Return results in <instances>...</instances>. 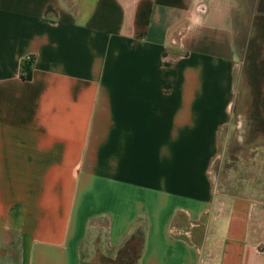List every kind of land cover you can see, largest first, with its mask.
Listing matches in <instances>:
<instances>
[{
    "label": "crops",
    "instance_id": "0c3cea01",
    "mask_svg": "<svg viewBox=\"0 0 264 264\" xmlns=\"http://www.w3.org/2000/svg\"><path fill=\"white\" fill-rule=\"evenodd\" d=\"M237 1L0 0L1 257L80 264L103 228L114 249L142 233L136 264H264L262 209L219 215L210 177Z\"/></svg>",
    "mask_w": 264,
    "mask_h": 264
},
{
    "label": "rangeland",
    "instance_id": "374dc122",
    "mask_svg": "<svg viewBox=\"0 0 264 264\" xmlns=\"http://www.w3.org/2000/svg\"><path fill=\"white\" fill-rule=\"evenodd\" d=\"M237 30V97L232 117L221 132V146L210 167L215 203L246 201L262 209L264 219V0H238L233 8ZM260 215V214H259ZM103 228L82 244L80 264H133L126 244L114 249ZM129 243V242H128ZM2 251H0V257ZM136 264V263H135Z\"/></svg>",
    "mask_w": 264,
    "mask_h": 264
},
{
    "label": "trees",
    "instance_id": "16d2710c",
    "mask_svg": "<svg viewBox=\"0 0 264 264\" xmlns=\"http://www.w3.org/2000/svg\"><path fill=\"white\" fill-rule=\"evenodd\" d=\"M33 64V59L28 58L22 61L21 64V77L23 80H30L31 78V68ZM129 242V243H128ZM142 243V233L137 232L134 236H132L130 241L126 242V247L131 246L136 253V256H133V264L137 263L139 260V245ZM18 245L17 241H13L12 244L9 246L10 251L4 254V256L0 257V262L2 264H18L19 262V252H18Z\"/></svg>",
    "mask_w": 264,
    "mask_h": 264
}]
</instances>
